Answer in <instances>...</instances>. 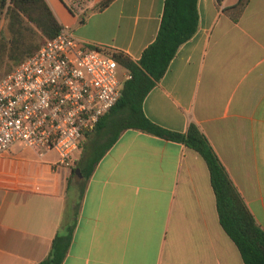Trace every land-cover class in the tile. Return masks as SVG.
Here are the masks:
<instances>
[{
	"label": "crops",
	"instance_id": "0c3cea01",
	"mask_svg": "<svg viewBox=\"0 0 264 264\" xmlns=\"http://www.w3.org/2000/svg\"><path fill=\"white\" fill-rule=\"evenodd\" d=\"M83 41L138 62L157 38L165 0H46ZM239 0H199V29L144 101L155 124L205 134L264 229V0L238 21ZM86 20L80 23V16ZM0 20V34L4 27ZM55 151L16 144L0 157V264H40L69 206L72 168ZM63 264H245L221 225L207 163L195 150L140 130L124 131L88 183Z\"/></svg>",
	"mask_w": 264,
	"mask_h": 264
},
{
	"label": "trees",
	"instance_id": "16d2710c",
	"mask_svg": "<svg viewBox=\"0 0 264 264\" xmlns=\"http://www.w3.org/2000/svg\"><path fill=\"white\" fill-rule=\"evenodd\" d=\"M113 1L103 0L90 11L103 10ZM249 1L239 0L236 5L225 8L224 13L238 21ZM198 4L199 0H165L158 36L138 62L125 54L106 50L131 73L132 78L124 83L117 105L101 118L96 129L82 142L80 156L74 162L69 179V191L74 193L75 201L69 206L48 256L40 264L64 263L91 176L101 159L128 129L183 143L198 152L210 171L221 225L239 248L245 264H264V229L257 223L205 134L194 123L185 133L169 131L152 122L144 112L146 97L163 79L181 46L198 31ZM67 7L71 13H77L72 5ZM0 11L6 22L0 34L1 80L36 54L48 40L59 36L65 27L46 0H0ZM85 20L86 13L80 16V23ZM78 169L82 178L78 176Z\"/></svg>",
	"mask_w": 264,
	"mask_h": 264
},
{
	"label": "built area",
	"instance_id": "2783aa9c",
	"mask_svg": "<svg viewBox=\"0 0 264 264\" xmlns=\"http://www.w3.org/2000/svg\"><path fill=\"white\" fill-rule=\"evenodd\" d=\"M106 50L64 28L0 80V157L21 144L55 151L58 166L73 168L85 136L132 78Z\"/></svg>",
	"mask_w": 264,
	"mask_h": 264
},
{
	"label": "rangeland",
	"instance_id": "374dc122",
	"mask_svg": "<svg viewBox=\"0 0 264 264\" xmlns=\"http://www.w3.org/2000/svg\"><path fill=\"white\" fill-rule=\"evenodd\" d=\"M67 2L72 5L74 7V9L78 12H82V10L84 9L86 3H87V0H67ZM1 12V11H0ZM5 19L4 18V14L0 13V20ZM1 22V21H0ZM5 20H4V27H5ZM3 27V28H4ZM122 73H124V71H122ZM4 74V73H3Z\"/></svg>",
	"mask_w": 264,
	"mask_h": 264
},
{
	"label": "water",
	"instance_id": "95a60500",
	"mask_svg": "<svg viewBox=\"0 0 264 264\" xmlns=\"http://www.w3.org/2000/svg\"><path fill=\"white\" fill-rule=\"evenodd\" d=\"M77 173H78V176L80 177V178H82V173H81V171L78 169L77 170Z\"/></svg>",
	"mask_w": 264,
	"mask_h": 264
}]
</instances>
